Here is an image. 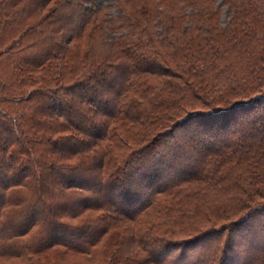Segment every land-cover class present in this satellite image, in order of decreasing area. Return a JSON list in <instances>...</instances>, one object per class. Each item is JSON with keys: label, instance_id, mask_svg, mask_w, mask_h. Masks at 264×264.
Instances as JSON below:
<instances>
[{"label": "trees", "instance_id": "1", "mask_svg": "<svg viewBox=\"0 0 264 264\" xmlns=\"http://www.w3.org/2000/svg\"><path fill=\"white\" fill-rule=\"evenodd\" d=\"M214 1L0 0V257L264 264V0Z\"/></svg>", "mask_w": 264, "mask_h": 264}, {"label": "rangeland", "instance_id": "2", "mask_svg": "<svg viewBox=\"0 0 264 264\" xmlns=\"http://www.w3.org/2000/svg\"><path fill=\"white\" fill-rule=\"evenodd\" d=\"M94 4L96 6H105V10L107 13H110L114 16H117L118 14L121 13L120 8L117 5L116 0H93ZM214 8L216 7L218 9V19L219 23L221 26H224L225 23L229 20L230 18V13L228 9V5H226L223 0H215L214 1ZM90 7V4L87 5ZM183 7L184 11L186 13H190L192 10V6H183L182 4L180 5ZM153 31H161L162 27L160 25L155 24L152 27ZM2 68L0 66V78L3 74ZM100 252L96 250L93 252L90 256H84V255H76V256H71L69 254H65L62 258H64L65 261H70V259H74L79 264H101L103 260L101 259ZM89 258V259H86ZM87 260V261H86ZM45 261V262H44ZM53 261V253H48L45 255L40 256V259L37 263L35 264H53L51 263ZM72 261V262H74ZM43 262V263H39ZM0 264H30L25 259L23 258H17V257H8V256H2L0 257Z\"/></svg>", "mask_w": 264, "mask_h": 264}]
</instances>
